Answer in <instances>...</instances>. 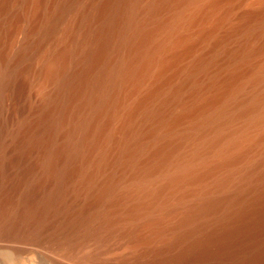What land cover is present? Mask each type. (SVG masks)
<instances>
[{"label": "bare ground", "instance_id": "obj_1", "mask_svg": "<svg viewBox=\"0 0 264 264\" xmlns=\"http://www.w3.org/2000/svg\"><path fill=\"white\" fill-rule=\"evenodd\" d=\"M0 264H264V0H0Z\"/></svg>", "mask_w": 264, "mask_h": 264}]
</instances>
